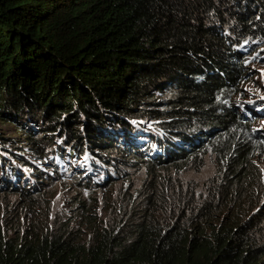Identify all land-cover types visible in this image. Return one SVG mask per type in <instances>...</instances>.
<instances>
[{"label": "trees", "instance_id": "16d2710c", "mask_svg": "<svg viewBox=\"0 0 264 264\" xmlns=\"http://www.w3.org/2000/svg\"><path fill=\"white\" fill-rule=\"evenodd\" d=\"M256 37L264 0H0V123L79 188L100 189L91 168L101 185L135 169L157 187L144 194L143 220L133 192L125 219L89 246L73 232L16 243L0 231V264H264V211L237 201H257L240 188L248 176H259L253 190L264 194L253 162L264 144L246 126L248 109L225 105ZM206 131L221 134L211 148L218 177L202 196L179 185L184 218L162 219L166 180L199 167ZM11 144L1 133L0 192L42 193L53 175L33 174L23 188L30 159ZM73 158L86 167L73 169ZM221 209L229 219L217 218Z\"/></svg>", "mask_w": 264, "mask_h": 264}, {"label": "rangeland", "instance_id": "374dc122", "mask_svg": "<svg viewBox=\"0 0 264 264\" xmlns=\"http://www.w3.org/2000/svg\"><path fill=\"white\" fill-rule=\"evenodd\" d=\"M238 44H241L238 47L241 50L245 43L239 42ZM262 48L263 52H260L259 49ZM242 54V57L246 59L241 62L244 70L242 69L243 79L238 87L239 91L235 96L225 101V105L236 107L238 103L242 102L248 109L247 114L243 112V117H246V126L264 144V38H254L251 48H245ZM237 112L242 115L240 110ZM1 133L14 143L11 146H14L12 150L15 153L18 152L30 159L29 172H22L24 180L20 185L23 188L29 187L27 178L38 180L31 176L33 174L47 171L53 175L48 186H42L43 192L34 193L36 196L29 199L20 198L11 192H0V231L4 232L5 239H11L16 243L20 242L18 236L22 233L26 234L27 238L35 239L46 234L54 237L66 232H73L72 238L75 242L89 246L94 243L100 232L116 227L121 218L125 219L124 208L129 204L125 202L130 198L133 190L138 191L141 187L140 183L146 178L144 171L140 173L130 171L127 180H120L116 183L111 181L101 185L104 181L103 176L95 173L91 168L89 169L90 185H98L100 189H82L74 184V179L70 175H66L65 171H60L61 175H59L49 168V160H41L32 154L13 124L0 123ZM3 156L0 154V158ZM70 162L74 163L73 169L86 167V164L75 158ZM215 162L213 156H204L202 163L197 164L199 167L192 166L183 175L175 174L171 177L173 188L178 185H188L190 188L189 185H191L190 190L194 194L202 196L206 189V183L209 180L215 181L218 177ZM253 162L264 178V151L260 155L257 154ZM192 170L199 172L197 175H193ZM79 175L84 176L85 172L82 170ZM258 177L257 175L251 178L248 176L240 186L243 193L251 200L257 196V201L237 200L238 203L249 205L248 212L257 211L258 208L264 211V194L258 195L261 186ZM262 177L261 179H263ZM0 178L3 176L0 175ZM4 185L0 179V187ZM253 187H258V190L255 192ZM142 196L136 194L135 201H139ZM178 202L179 198L176 194L165 205L157 208V216L171 220L177 216L184 218L181 206H177ZM230 215L229 210L221 209L217 213V218L229 219Z\"/></svg>", "mask_w": 264, "mask_h": 264}, {"label": "clouds", "instance_id": "9594fccd", "mask_svg": "<svg viewBox=\"0 0 264 264\" xmlns=\"http://www.w3.org/2000/svg\"><path fill=\"white\" fill-rule=\"evenodd\" d=\"M242 105L243 104H239L238 103L236 105V107L242 106ZM206 132H207V134H205V135L202 136V138L204 139L205 144L201 147V150H200L201 152H204V153L198 154V158L199 157H202L203 158L206 155H211L212 156V154H211L212 153V151H211L212 145L218 144V142L220 140L219 135H221V134L215 133L216 131H206ZM201 145H202V142L199 141V142H197L196 146H193L190 149L194 151L197 147H200ZM173 152L174 153H179V148L174 149ZM174 161L175 160H172L171 159V160H167L165 162H162V164H164L165 167H170L171 165L174 164ZM215 165H216V162H215ZM216 168H217V165H216ZM130 171H136V170L135 169H131V170H129V172ZM142 171H144V170H139V171L137 170V172H139V173L142 172ZM192 172H193V175H197L199 171L192 170ZM175 174H178V173H174L173 175H171V177H173ZM126 176L127 175H121V176H119L116 179L111 180V181H113L114 183H116V182H118L120 180H124ZM145 180L140 183V186L141 187L138 189V191H135V190L132 191V193L134 192L135 194H141V195H143L139 201H135L137 203L133 206L134 209H135L136 217L139 218L140 220H143L142 219V215L144 213V210H145V208L148 205H150V201H147L146 200V196L144 194L147 193L148 195L153 196L152 193L149 192V190H153V189H156L157 188V187H153L151 185L152 182H153V180H154V178L153 179H149L148 181H145ZM160 180H161V178H160ZM111 181H109V182H111ZM178 188H179V185L176 186V188L174 189L173 188V184H172V179L171 178H168L166 180V189L164 191V194L162 195V198L158 202H161V200H164V201L167 202L170 199H172L173 196H174V194H176L178 192ZM20 198L29 199L27 197H20ZM25 237H26L25 234H20L18 236V239L21 240V239H24Z\"/></svg>", "mask_w": 264, "mask_h": 264}]
</instances>
